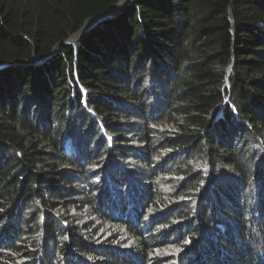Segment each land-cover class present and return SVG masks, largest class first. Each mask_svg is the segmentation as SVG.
Segmentation results:
<instances>
[{
  "label": "trees",
  "instance_id": "1",
  "mask_svg": "<svg viewBox=\"0 0 264 264\" xmlns=\"http://www.w3.org/2000/svg\"><path fill=\"white\" fill-rule=\"evenodd\" d=\"M125 1L0 0V264H264V0Z\"/></svg>",
  "mask_w": 264,
  "mask_h": 264
},
{
  "label": "bare ground",
  "instance_id": "2",
  "mask_svg": "<svg viewBox=\"0 0 264 264\" xmlns=\"http://www.w3.org/2000/svg\"><path fill=\"white\" fill-rule=\"evenodd\" d=\"M133 1L134 0H126L117 10H115L113 12H119L123 7H125L126 5L132 3ZM91 23L92 22H90L86 27H88ZM81 35H82L81 32H79L78 34L74 35L73 38L71 39L72 44L77 45Z\"/></svg>",
  "mask_w": 264,
  "mask_h": 264
},
{
  "label": "water",
  "instance_id": "3",
  "mask_svg": "<svg viewBox=\"0 0 264 264\" xmlns=\"http://www.w3.org/2000/svg\"><path fill=\"white\" fill-rule=\"evenodd\" d=\"M121 3V2H120ZM119 3V4H120ZM118 4H116L112 9H109L106 13H104L102 16H99V17H95V18H93L92 20H89L88 22H94V21H98V20H102V19H105V18H108L107 17V15L109 14V13H114L113 11H114V9L116 8V6H117ZM118 13V12H117ZM87 22V23H88ZM87 23H86V25L85 26H87ZM85 30V27L80 31L81 33L83 32ZM70 40V39H69Z\"/></svg>",
  "mask_w": 264,
  "mask_h": 264
},
{
  "label": "rangeland",
  "instance_id": "4",
  "mask_svg": "<svg viewBox=\"0 0 264 264\" xmlns=\"http://www.w3.org/2000/svg\"><path fill=\"white\" fill-rule=\"evenodd\" d=\"M124 8H125V7H123L118 13H117V12H114V13H110V14H108L107 17H108V18L115 17V16L118 15L120 12H122V11L124 10ZM98 21H99V20H98ZM72 38H73V36H72V37L70 38V40H69L70 43H72V42H71V39H72ZM79 40H80V39H79ZM102 186H103V184H102ZM160 252H161V251H156V256H159V255H160Z\"/></svg>",
  "mask_w": 264,
  "mask_h": 264
}]
</instances>
